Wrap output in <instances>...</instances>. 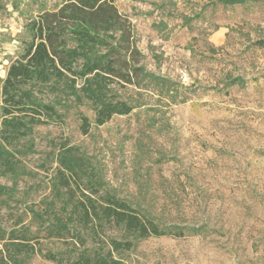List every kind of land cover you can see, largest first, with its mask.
Here are the masks:
<instances>
[{
    "label": "rangeland",
    "instance_id": "rangeland-1",
    "mask_svg": "<svg viewBox=\"0 0 264 264\" xmlns=\"http://www.w3.org/2000/svg\"><path fill=\"white\" fill-rule=\"evenodd\" d=\"M2 2L0 84L21 51L25 17L60 0ZM115 5L134 27L150 77L143 88L119 90L133 109L103 125L88 102L43 95L59 117L0 156V235L28 229L42 253L71 254L70 239L45 237L31 218L51 200L57 146L66 139L90 157L105 189L160 228L182 231L134 240L117 254L124 264H264V2ZM81 116L90 123L86 134ZM105 235L121 239L116 229ZM22 264L64 263L35 253Z\"/></svg>",
    "mask_w": 264,
    "mask_h": 264
},
{
    "label": "trees",
    "instance_id": "trees-1",
    "mask_svg": "<svg viewBox=\"0 0 264 264\" xmlns=\"http://www.w3.org/2000/svg\"><path fill=\"white\" fill-rule=\"evenodd\" d=\"M23 33L21 51L0 84L1 157L8 153L5 147L29 135L35 125L59 117L44 94L88 102L95 124L103 125L133 109L119 90L143 88L150 77L141 65L134 27L115 0H60L53 9L28 14ZM89 126L88 118L81 116L83 134ZM56 163L51 200L32 211L31 218H37L45 237L70 239L71 254L42 253L31 242L39 239L37 234L10 230L0 235V264H22L25 256L35 253L64 264H124L117 254L129 250L134 240L182 235L181 230L160 228L139 208L105 189L90 157L66 139L57 146ZM107 229L118 230L121 239L106 236ZM86 236L94 244L92 250L85 247Z\"/></svg>",
    "mask_w": 264,
    "mask_h": 264
}]
</instances>
